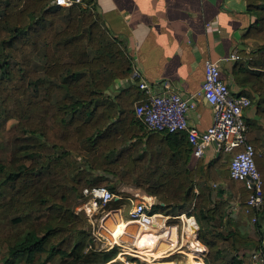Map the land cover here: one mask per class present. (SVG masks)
<instances>
[{
    "label": "trees",
    "instance_id": "trees-1",
    "mask_svg": "<svg viewBox=\"0 0 264 264\" xmlns=\"http://www.w3.org/2000/svg\"><path fill=\"white\" fill-rule=\"evenodd\" d=\"M53 1L0 0V177L10 187L6 196L0 193L2 262L114 261L120 249H93L86 221L73 206L85 189L115 193L124 183L158 200L153 215L194 217L208 249L205 264H245L256 255L264 264V204L246 212L252 191L231 177L234 155L221 150L205 163L194 157L185 133L148 131L135 112L145 97L138 87L115 97L108 93L116 81L132 76L125 45L105 29L91 0H84L88 8L70 9ZM244 1L255 18L245 39L259 46L240 52L233 76L253 105L258 96L257 115L264 119V0ZM35 56L43 59L40 68ZM10 120L18 121L12 129ZM246 124L264 195V142L257 125ZM24 146L31 152L24 155ZM13 147L16 153L7 160L4 152ZM78 157L85 159L83 168ZM125 201L108 209H121ZM243 220L254 223L256 237H244L235 226Z\"/></svg>",
    "mask_w": 264,
    "mask_h": 264
},
{
    "label": "crops",
    "instance_id": "crops-1",
    "mask_svg": "<svg viewBox=\"0 0 264 264\" xmlns=\"http://www.w3.org/2000/svg\"><path fill=\"white\" fill-rule=\"evenodd\" d=\"M91 1L90 9L101 16L105 29L125 45L133 67L141 69L156 91L168 86L184 98L196 97L197 108L188 117L192 127L205 131L213 123L212 107L200 96L207 61L219 65L233 94L247 96L248 89L235 81L236 61L231 60L233 54H249L259 46L258 42L245 39L255 18L248 13L244 0ZM130 87H137L131 78L118 80L108 93L115 97ZM254 98V105L244 116L248 123L257 125L256 136L264 142V119L257 115L258 96L255 94ZM216 149H208L202 160L212 161L219 154ZM143 200L159 204L152 197L146 196ZM158 233H166V230L159 229ZM197 240L201 243L199 236ZM183 248L171 251L166 259ZM205 253L206 258L208 249ZM245 264L257 263L248 260Z\"/></svg>",
    "mask_w": 264,
    "mask_h": 264
},
{
    "label": "built area",
    "instance_id": "built-area-1",
    "mask_svg": "<svg viewBox=\"0 0 264 264\" xmlns=\"http://www.w3.org/2000/svg\"><path fill=\"white\" fill-rule=\"evenodd\" d=\"M52 5L63 9H70L75 6L88 8L84 0H62V2L61 0H54ZM231 60L239 61L240 56L233 54ZM131 80L145 95L144 99L135 105V112L137 118L148 131L170 134L185 133L197 160L204 159L207 150L215 147L214 144L217 143L218 148L216 150L219 153L223 150L227 154L234 155L229 168L231 177L246 182L248 189L252 191L247 202L248 209L246 212L249 213L251 209H258L264 204L263 182L255 163V150L248 141V127L244 116L245 111L251 108L253 103L247 96L235 95L231 92L217 63L206 62L205 79L200 93V96L213 110V123L205 131H199L192 127L188 120L189 114L197 108L196 97L184 98L168 86L160 92L156 91L138 67H133ZM195 194L198 195V191H195ZM120 200H123L121 195L115 194L105 187L85 189L84 199L81 201L79 210L80 212L84 211L92 219L96 212L102 210L105 213L112 202ZM144 201L133 199L128 201L132 205L128 222L137 224L139 228L154 225L157 216L164 217L163 215L152 214L156 203L149 202L147 205ZM121 209L118 211L121 212ZM112 212H107L102 220ZM183 216L185 215L179 218L184 220ZM165 220L167 221V219ZM166 221L165 224L170 227ZM253 222L255 223L256 219ZM181 240L182 238L179 237L180 245L182 244ZM116 245L119 246L118 244L111 245L108 249L96 247V250L110 251ZM129 254L125 250L120 251L118 257ZM137 257L141 259L139 256ZM253 257L258 259L259 256ZM142 262V264H150L143 260ZM156 262L157 260L153 261V263Z\"/></svg>",
    "mask_w": 264,
    "mask_h": 264
},
{
    "label": "bare ground",
    "instance_id": "bare-ground-1",
    "mask_svg": "<svg viewBox=\"0 0 264 264\" xmlns=\"http://www.w3.org/2000/svg\"><path fill=\"white\" fill-rule=\"evenodd\" d=\"M120 214L118 210L111 213L101 224L102 234L109 245L118 244L128 253H134L150 264H177L175 261L162 259L168 257L171 251L188 247L190 253L187 254V264H204L207 249L197 240L199 226L193 218L183 216L185 227L180 245L176 240L177 228L168 227L164 217L157 216L154 225L139 228L137 224L123 220ZM163 228L166 233H158ZM154 260L157 262L153 263Z\"/></svg>",
    "mask_w": 264,
    "mask_h": 264
},
{
    "label": "rangeland",
    "instance_id": "rangeland-1",
    "mask_svg": "<svg viewBox=\"0 0 264 264\" xmlns=\"http://www.w3.org/2000/svg\"><path fill=\"white\" fill-rule=\"evenodd\" d=\"M64 20V19H63ZM64 21H61L60 26L58 27V29H60L63 25ZM6 36H8L6 34ZM34 63L37 67H41L43 65V59L40 56H35L34 57ZM18 121L17 120H10L8 121V129H12L13 127H15L17 125ZM147 131V130H146ZM29 146H24L22 148V153H24V155H26L27 153L31 152V150H26L28 149ZM16 153L15 148L13 147V150H9L8 152H4L6 154V159L9 160L12 156H14V154ZM45 152H39V158H36V162H38L39 166L44 165L42 159H41V155L40 154H44ZM60 152L56 153V158H58L60 156ZM53 159V158H51ZM84 158L83 157H78V162L79 165L81 166V168H83V164H84ZM32 163V161H28V164ZM4 183V178L0 177V193H4V195L6 196L7 193L9 192L10 187L7 188V186ZM214 187H216L214 185ZM196 191H198L196 189ZM116 194L121 195L124 200L126 199L125 202H123L122 205V211H121V217L123 218V220L125 221H129L130 216H129V212L132 209V205L129 204V200L133 199V200H143L144 197L148 196L145 191L136 188L135 185H127L124 183H120L118 184L117 190L115 192ZM199 194V191H198ZM11 195L9 194V197ZM136 196H138L136 198ZM149 197V196H148ZM9 200V199H8ZM82 199H79L73 206V211L82 216L87 224V228L86 231L91 235L94 243L92 245L93 249L99 248V249H108L111 245H109L108 241L105 239V237L102 234V225H103V221L102 219L104 218L105 214L107 212L113 211L112 209H106V212L104 213V211L99 210L98 212L95 213L94 217L91 219L89 218L86 213L80 212L79 210V206L81 205ZM158 201V200H157ZM147 205H149V201H144ZM159 203V202H158ZM117 211V210H116ZM115 212V211H113ZM112 212V213H113ZM171 215H163L165 217V219L168 220V224L171 227H178V231H179V237L182 238L183 234H184V227H185V222L184 220H181V218H179L181 215H178L176 212H171ZM162 215V214H159ZM169 218V219H168ZM194 219V217H193ZM195 221V219H194ZM196 222V221H195ZM197 223V222H196ZM102 224V225H101ZM235 226L240 227L243 232L242 235L244 237H250V238H254L256 237V233H255V226L253 222H248L247 220H243L240 224H235ZM107 242V243H106ZM118 249H120V251H124L123 248H121L120 246H117ZM243 248L241 251V254L245 253L246 248L245 247H241ZM2 251V248H0V252ZM176 251V250H175ZM185 251V252H182ZM189 249L188 248H184L183 250H180L179 252H176L174 255H172L169 258H165L162 259L164 261H175V262H179L178 264H187L188 261V255L189 254ZM133 254V255H132ZM126 255V256H121L120 258L117 257L114 261L110 262L109 264H142V260L139 259L137 256L134 255V253ZM141 258V257H140ZM248 260H252V262L257 263V264H261L259 262L258 259H255L254 257L248 256V259H246V262H248ZM144 261V260H143ZM204 262V261H203ZM0 264H4L1 260V256H0ZM50 264V263H49ZM205 264V262H204Z\"/></svg>",
    "mask_w": 264,
    "mask_h": 264
},
{
    "label": "water",
    "instance_id": "water-1",
    "mask_svg": "<svg viewBox=\"0 0 264 264\" xmlns=\"http://www.w3.org/2000/svg\"><path fill=\"white\" fill-rule=\"evenodd\" d=\"M214 146H215L216 148H218V144H217V143H215ZM222 193H223V190L220 191V194H222Z\"/></svg>",
    "mask_w": 264,
    "mask_h": 264
},
{
    "label": "snow or ice",
    "instance_id": "snow-or-ice-1",
    "mask_svg": "<svg viewBox=\"0 0 264 264\" xmlns=\"http://www.w3.org/2000/svg\"><path fill=\"white\" fill-rule=\"evenodd\" d=\"M61 2H62V0H61Z\"/></svg>",
    "mask_w": 264,
    "mask_h": 264
}]
</instances>
